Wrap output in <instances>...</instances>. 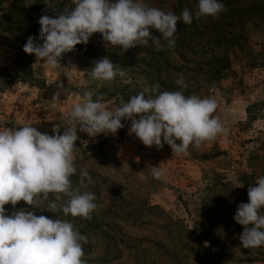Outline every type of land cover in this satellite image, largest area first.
Segmentation results:
<instances>
[{
    "label": "rangeland",
    "instance_id": "rangeland-1",
    "mask_svg": "<svg viewBox=\"0 0 264 264\" xmlns=\"http://www.w3.org/2000/svg\"><path fill=\"white\" fill-rule=\"evenodd\" d=\"M178 1L145 0L173 13ZM261 5L264 7V0ZM240 21V49H228L224 54L221 45L215 50L218 68L229 60V68L219 71L228 74L219 78L223 89L214 81L209 92H197V96L217 102L213 115L223 123L224 132L215 140L175 155L167 144L162 149L147 147L134 134L129 135L130 121L122 120L125 127L115 135L93 138L77 132V172L71 180L78 186L84 169L93 178L94 184L87 189L97 197L92 218L58 215L42 208L34 212L49 218L58 215L87 236V243L82 242L87 264H264V246L244 248L239 239L243 226L234 220L238 204L249 202L248 187L264 176V115L252 121L247 118V107L264 101V23L257 27L251 14ZM13 57L12 49L0 45V66L9 65ZM207 64L204 61L198 66L208 69ZM31 67L34 80H16L0 88V130L33 124L38 131L52 135L53 125H60L62 134L68 127L65 114L75 103L83 102V91L95 94L108 86L72 65L52 69L33 58ZM60 84L70 88V94L61 92L54 99ZM100 94L102 102L115 104L106 93ZM262 112L264 108L257 106L252 114ZM158 165L166 169L160 180L149 174V168ZM53 196L58 204L68 199L62 193ZM22 206L20 201L15 208L10 203L5 208L11 214L24 209ZM28 208L33 210V206Z\"/></svg>",
    "mask_w": 264,
    "mask_h": 264
},
{
    "label": "clouds",
    "instance_id": "clouds-1",
    "mask_svg": "<svg viewBox=\"0 0 264 264\" xmlns=\"http://www.w3.org/2000/svg\"><path fill=\"white\" fill-rule=\"evenodd\" d=\"M74 7L57 11L45 5L55 16L44 14L39 19V40L30 36L23 46L25 53L34 54L48 67L62 66V56L78 44H87L94 33H100L106 48H119L124 54L137 46L161 50L176 43L177 22L191 25L193 13L185 8L178 16L150 6L145 0H72ZM31 3H25V7ZM220 0H198L195 17H216L225 11ZM156 31L159 36L152 33ZM167 42L161 43L160 37ZM127 70L104 56L94 62L90 76L93 80L112 82L124 78ZM70 78V74H66ZM177 91H159V84L145 87L127 102L104 103L103 95L84 90L83 102L75 103L67 114L70 126L60 133V125H53L50 135L40 132L33 124L0 130V264H87L83 243L87 236L74 228L73 223L58 218L64 216L91 219L97 208L96 195L88 191L94 184L89 172L79 174V185L71 177L76 174L74 149L79 131L89 137L99 134L115 135L130 121L128 134L147 147L162 149L169 145L173 154L186 153L189 147L199 148L224 132L219 117L214 116L218 105L215 99L184 95L187 84L183 75L176 80ZM53 98L71 89L58 85ZM96 99H93V96ZM179 141V142H178ZM149 174L157 180L166 169L151 166ZM239 185L237 187H242ZM62 193L68 199L58 204L53 196ZM247 203L240 202L234 220L243 226L239 239L244 248L264 246V176L256 178L247 189ZM24 201L33 210L16 209L7 214L6 204L13 208ZM42 205H44L42 207ZM36 208L57 213L56 218L35 215ZM207 243V242H206Z\"/></svg>",
    "mask_w": 264,
    "mask_h": 264
},
{
    "label": "trees",
    "instance_id": "trees-1",
    "mask_svg": "<svg viewBox=\"0 0 264 264\" xmlns=\"http://www.w3.org/2000/svg\"><path fill=\"white\" fill-rule=\"evenodd\" d=\"M72 0H48L50 6L61 11L65 8L71 9ZM220 0L225 5L226 10L221 12L216 19L212 16L195 17L198 0H190L189 6L186 0H179L175 8V14L180 15L187 8L193 13L191 25H185L183 21L177 22V33H175L176 43L173 48H163L156 50L154 46H137L121 54L119 48H106L102 42L101 34L94 33L87 44H78L75 49L62 56L63 65H72L75 68L90 75L91 68L96 60L108 56L113 63L120 64L127 70L124 78L119 76L112 82H108L107 87L97 90V93H106L110 99H114L118 104L119 98L123 97L125 102L142 91L145 87L159 84V91H177L180 86L176 80L182 74L187 88L184 95H197L201 89L209 92L213 82L219 78L227 77L226 72H219L221 69L229 68V60L219 68L215 65V50L218 46L224 49V54L228 49H240L243 43L241 32L237 25L241 23L246 15H254V23L257 27H262L264 23V7L262 0ZM25 3L31 6L25 7ZM55 16L46 5L45 0H0V45L7 46L13 51V60L9 65L0 66V88L9 87L13 81L34 80L31 61L36 58L34 54L25 53L24 44L28 37H36L39 40L38 32L40 29L39 19L42 15ZM205 18V22H203ZM215 18V19H214ZM260 20V21H259ZM254 21V20H253ZM259 21V22H257ZM154 36L159 33L153 31ZM95 40L93 42L91 40ZM161 43L167 42L160 37ZM198 58L197 61H194ZM223 60V59H222ZM208 62V69L199 67L200 63ZM213 89V88H212ZM264 108V101L252 103L247 107V118L249 121L258 117H263L264 113L252 114L254 108ZM104 142L102 140L100 143ZM24 209L29 210L28 205L23 201ZM22 206V207H23ZM9 214V213H8ZM35 215H41L35 213ZM92 264H101L92 262Z\"/></svg>",
    "mask_w": 264,
    "mask_h": 264
},
{
    "label": "built area",
    "instance_id": "built-area-1",
    "mask_svg": "<svg viewBox=\"0 0 264 264\" xmlns=\"http://www.w3.org/2000/svg\"><path fill=\"white\" fill-rule=\"evenodd\" d=\"M67 114H68V113L65 114V120H66L68 126H70L69 123H68ZM77 127H78V132H80V131H79V126H77ZM85 134H86V133H85ZM99 135H100V136H104L105 134H104V133H103V134L101 133V134H99Z\"/></svg>",
    "mask_w": 264,
    "mask_h": 264
},
{
    "label": "crops",
    "instance_id": "crops-1",
    "mask_svg": "<svg viewBox=\"0 0 264 264\" xmlns=\"http://www.w3.org/2000/svg\"><path fill=\"white\" fill-rule=\"evenodd\" d=\"M109 102H113V101H112V100H110V101H108V102H104V103H106V104H107V103H109Z\"/></svg>",
    "mask_w": 264,
    "mask_h": 264
}]
</instances>
